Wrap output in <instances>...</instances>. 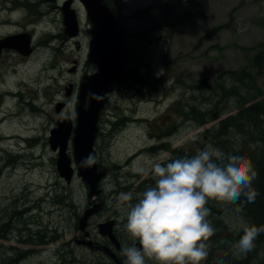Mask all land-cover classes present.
I'll return each instance as SVG.
<instances>
[{
  "label": "rangeland",
  "instance_id": "1",
  "mask_svg": "<svg viewBox=\"0 0 264 264\" xmlns=\"http://www.w3.org/2000/svg\"><path fill=\"white\" fill-rule=\"evenodd\" d=\"M64 1L0 0V22L13 24L0 26V39L32 31L34 51L28 58L5 50L0 57V227L8 226L0 230V257L23 256L17 264H89L95 258L73 241L82 235L78 220L89 200L88 187L76 174L72 142L66 150L74 170L70 184L59 177L57 154L48 145L55 126L51 119L64 115L75 125L79 83L97 71L86 11L79 0H72L79 34L66 39L60 11ZM25 2L43 15L39 23L21 7ZM104 2L118 17L130 77L114 85L99 113L94 151L95 164L106 172L99 183L104 204L86 230L97 235V225L113 219L128 239L123 224L129 202L121 193L132 194L135 203L153 184L150 173L156 163L179 158L182 150L193 156L208 144L225 153L241 146L243 134L231 131L230 138H221L216 130L237 109L264 103V62L258 66L257 57L264 49V0ZM240 71L254 77V86H243L240 99L217 97L216 80L229 86L224 73ZM70 84L75 87L66 97ZM218 100L226 111L210 120ZM58 103L67 108L56 114ZM213 205L211 217L225 226L215 227V236H238L239 218L248 224L240 209L222 201ZM239 238H209V254L201 264H248L247 259L257 264L264 258L260 245L235 254L231 243Z\"/></svg>",
  "mask_w": 264,
  "mask_h": 264
},
{
  "label": "clouds",
  "instance_id": "2",
  "mask_svg": "<svg viewBox=\"0 0 264 264\" xmlns=\"http://www.w3.org/2000/svg\"><path fill=\"white\" fill-rule=\"evenodd\" d=\"M88 95L102 98L98 93ZM95 163V155L89 153L79 166L90 168ZM257 176L247 158L211 144L191 157L156 163L153 184L138 194L135 203H131L132 194L121 193L122 200L129 202L123 231L132 241L121 248L123 264H201L209 254V238L216 232L206 205L209 201L237 204L241 198L254 203L259 194L253 187ZM239 229L243 235L230 242L237 255L254 249L264 225H249L240 217Z\"/></svg>",
  "mask_w": 264,
  "mask_h": 264
},
{
  "label": "water",
  "instance_id": "3",
  "mask_svg": "<svg viewBox=\"0 0 264 264\" xmlns=\"http://www.w3.org/2000/svg\"><path fill=\"white\" fill-rule=\"evenodd\" d=\"M82 3L87 18L91 24L90 36L93 45V58L97 64V72L86 75L79 86L76 106V120L73 125L70 118L59 121L49 131L48 145L51 151L57 154L56 169L60 178L66 184H70L74 176L71 167V159L67 155V145L71 140L73 145V158L76 174L87 185V198L90 206L78 220V228L84 236L83 245L91 246L89 233L86 230L88 221L100 209L98 199L100 194L99 183L105 176V172L98 171L97 165L90 168H82L79 162L89 153L94 151V142L98 133L99 113L103 102L113 91L116 83L128 79L126 71L127 48L117 23V15L104 0H79ZM72 0H66L61 6L62 23L67 38H76L79 34L78 20L75 10L71 8ZM4 50H13L22 56H30L32 53L31 36L29 34H16L0 39V56ZM71 87L66 90L65 96H70ZM98 93L102 98L93 99L88 94ZM88 99V103L86 101ZM66 104L58 103L55 112L58 113ZM114 221L109 220L97 226L99 235L107 237L110 242L120 249L119 243L113 233ZM137 247L139 244L137 243ZM99 249L105 250L103 247ZM117 264H121L118 262Z\"/></svg>",
  "mask_w": 264,
  "mask_h": 264
},
{
  "label": "trees",
  "instance_id": "4",
  "mask_svg": "<svg viewBox=\"0 0 264 264\" xmlns=\"http://www.w3.org/2000/svg\"><path fill=\"white\" fill-rule=\"evenodd\" d=\"M105 1V0H104ZM108 5V2H107ZM264 49H262L257 57L259 58L258 66H261L264 62ZM226 79L230 81V85L226 86L225 84L219 83L216 80L214 94L222 100H229L233 98L240 99V95L245 93V86L249 87L250 85L254 86V77L249 73H245L244 71L238 72H227L224 73ZM220 78V77H219ZM244 86V87H243ZM259 90V89H258ZM217 91V92H216ZM261 94L258 92L257 95H250L251 100H255ZM248 100V99H247ZM221 101L218 100L214 104V106L210 110V120L211 119H218L220 114H223L227 107L219 108L218 103ZM247 104V103H246ZM199 116V115H198ZM200 124H203L202 121L198 120ZM243 134V142L238 150H232L231 153L236 155H241L251 161L252 165L254 166L255 170L258 173L256 180L253 182V187L259 193L255 197L254 203H248L245 199L241 198L237 204H233L235 207L239 208L242 215L245 217L249 225H255L260 227L264 225V103L261 101H257L248 105L246 108H239L234 114H230L225 119L221 120L219 126L217 127L216 134L218 137L223 138V136L231 137L230 132ZM259 141L261 143H256ZM250 144H254V147H250ZM231 146H233L231 144ZM230 153L229 150H227ZM180 157H191L185 155L183 150L180 151ZM141 188V187H140ZM215 201H210L209 208L211 209V213L214 212ZM209 205V204H208ZM212 216V215H211ZM208 217L212 221L214 227L221 225L225 228V226L221 223L220 220L214 219L213 217ZM4 227L7 225H3L0 227V230H5ZM243 235V232L239 233L238 236H233L232 233H224L212 236L211 239L222 238L226 240H234V238H238L239 236ZM255 245L264 246V233H261L256 240L254 241ZM23 256H19L17 258H10L4 260L0 257V264H17L22 260ZM256 258V257H255ZM257 259V258H256ZM257 264H264V258L257 259ZM247 263L250 264L251 262L248 261Z\"/></svg>",
  "mask_w": 264,
  "mask_h": 264
},
{
  "label": "flooded vegetation",
  "instance_id": "5",
  "mask_svg": "<svg viewBox=\"0 0 264 264\" xmlns=\"http://www.w3.org/2000/svg\"><path fill=\"white\" fill-rule=\"evenodd\" d=\"M21 7L24 8L27 11V15H32L33 16V22H34V24H37V23H39L41 21L43 15L40 14L39 12H36L33 9V7H35V4H28L27 2H25V3H22L21 4ZM71 8H72V6H71ZM31 10L33 11V13L31 12ZM60 11H61V7H60ZM4 25L5 26L6 25L7 26H12L13 24L12 23H6V22H0V26H4ZM29 33L23 32V33H20V34H29L31 36L32 35V31H30ZM66 39H69V38L66 37ZM33 52L34 51L32 49V54H33ZM17 54L20 55L19 53H17ZM20 56H22V55H20ZM22 57H25V56H22ZM28 58H29V56H28ZM74 68H75V66H73L69 70V72H74V70H75ZM93 73H95V72H93ZM93 73H91V74H93ZM91 74H89V75H91ZM84 76H86V75H84ZM83 77H82V81H83ZM128 81H129V79H128ZM80 83H79V86H80ZM69 86L71 87V92H70V94H71L72 93V90L74 89L75 86L72 85V84H70ZM113 88H114V86H113ZM78 93H79V87H78ZM77 97H78V95H77ZM65 103L68 104L67 101ZM87 103H88V99H87L85 105H87ZM65 108H67V107H65ZM64 118H69V117H66L64 115H62V116H56V119H54V120L51 119V122L55 123V125H56L59 121H61ZM167 149H168V145H167ZM97 168H98V166H97ZM98 171H103V170H99L98 169ZM105 176H106V172H105ZM105 176L103 178H105ZM98 199H99V201L101 203V207H102V205L104 204V200L102 198V195L100 196V194H99L98 195ZM89 206H90V203H89ZM109 220H113V219H107L106 221H109ZM113 221H114L113 233H114V236H115V238L117 239V241L119 243L120 248H122V246H124V245H129L130 246L132 244V241L129 238L128 239H125L124 234H122V233L120 234L119 233V229L117 228L118 225H117V223H116L115 220H113ZM98 234L97 235L89 234V240L91 241V246L84 245V246L87 247V249L89 250V252L95 253V258L89 264H117L118 262H120L121 264H123V261H124L125 257H123L120 254L121 253V250L120 249H117L110 242V240L107 237H103V236L98 235ZM83 240H84V236L83 235H78V237H75L73 241H74V243L76 245H83L81 243ZM99 247H103V248H105V250L99 249ZM104 259H107V260L105 261Z\"/></svg>",
  "mask_w": 264,
  "mask_h": 264
},
{
  "label": "bare ground",
  "instance_id": "6",
  "mask_svg": "<svg viewBox=\"0 0 264 264\" xmlns=\"http://www.w3.org/2000/svg\"><path fill=\"white\" fill-rule=\"evenodd\" d=\"M151 174V173H150ZM147 176V175H146ZM138 194V193H137ZM136 202V201H135ZM9 233V232H8ZM92 234V233H91ZM7 235V234H6ZM9 236V235H8ZM58 252V251H57ZM249 253V252H248ZM27 254V253H26ZM31 254V253H30Z\"/></svg>",
  "mask_w": 264,
  "mask_h": 264
}]
</instances>
